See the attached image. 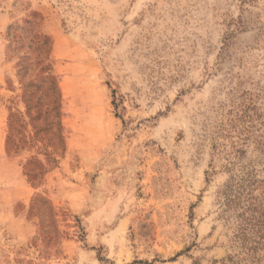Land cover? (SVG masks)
<instances>
[{
    "label": "rangeland",
    "instance_id": "374dc122",
    "mask_svg": "<svg viewBox=\"0 0 264 264\" xmlns=\"http://www.w3.org/2000/svg\"><path fill=\"white\" fill-rule=\"evenodd\" d=\"M0 140V264H264V0H0Z\"/></svg>",
    "mask_w": 264,
    "mask_h": 264
},
{
    "label": "crops",
    "instance_id": "0c3cea01",
    "mask_svg": "<svg viewBox=\"0 0 264 264\" xmlns=\"http://www.w3.org/2000/svg\"><path fill=\"white\" fill-rule=\"evenodd\" d=\"M1 145L2 144H1V140H0V167H1V164H4V163L11 164L13 162V161L7 159L6 153L3 152ZM3 195H4V191L1 190V188H0V202L3 201Z\"/></svg>",
    "mask_w": 264,
    "mask_h": 264
}]
</instances>
